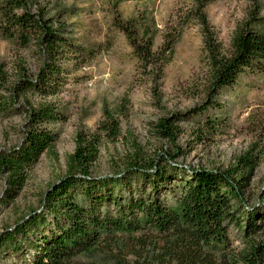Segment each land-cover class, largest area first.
Here are the masks:
<instances>
[{"label": "trees", "instance_id": "obj_1", "mask_svg": "<svg viewBox=\"0 0 264 264\" xmlns=\"http://www.w3.org/2000/svg\"><path fill=\"white\" fill-rule=\"evenodd\" d=\"M212 1L194 0L193 19L202 26L210 68L209 100L196 114L215 105L221 90L236 83L245 71L264 75L259 2L225 52L205 11ZM32 3L0 0V35L23 48L36 45L43 55L36 78L20 67L10 94L5 93L9 81L0 55V113L9 111L28 92L57 94L61 75L67 73L65 58H90L92 54L83 45L72 43L53 18L42 10L34 11ZM190 20L165 33L159 49L154 48L159 27L148 14L127 19L116 14L114 25L127 36L142 70L160 78ZM26 108L24 142L0 150V175L7 176L10 199L23 188L28 169L57 140L58 133L49 124L65 118L50 103ZM183 117L162 118L158 122L161 136L176 140ZM104 118L100 129L115 139L120 132L116 114L106 108ZM101 140L99 132L78 133L67 173L49 188L42 210L0 234V257L3 253L26 254L32 248V258L22 263L0 260V264H264V212L260 207L247 208L245 197L250 174L260 163L257 154L248 151L225 170H189L174 163V154L160 153L149 160L136 149L121 172L94 176L92 166ZM231 226L242 233L243 248L234 245Z\"/></svg>", "mask_w": 264, "mask_h": 264}, {"label": "rangeland", "instance_id": "obj_2", "mask_svg": "<svg viewBox=\"0 0 264 264\" xmlns=\"http://www.w3.org/2000/svg\"><path fill=\"white\" fill-rule=\"evenodd\" d=\"M257 2L264 30V0H214L206 7L211 28L225 52L237 29L250 20ZM194 6V0H33L34 11L42 10L53 18L72 43L83 45L92 54L90 58H65L67 73L61 75L57 94L28 92L17 98L13 108L0 113V150L24 142L29 104H53L65 116L49 124L58 138L28 169L27 180L13 199L7 197V176L0 175V234L42 210L49 188L67 173L68 157L75 151L81 131L99 132L102 138L92 166L94 176L121 172L136 149L149 160L160 153L174 154V163L189 170H225L253 151L260 163L250 174L246 205L264 212V75L245 71L236 83L221 90L215 105L196 114L209 100L210 68L202 26L193 19ZM142 13L154 18L159 27L155 49L161 47L165 33L191 18L184 23L172 60L160 78L142 70L127 36L114 25L116 14L127 19ZM0 55L9 81L6 94L21 66L34 78L43 67L38 46L23 48L1 35ZM106 108L117 116L120 132L115 139L99 127L107 119ZM175 114L184 117L178 122L177 139L171 141L161 136L158 122ZM230 230L234 245L243 248L242 233L235 226ZM33 253L32 248L26 254L3 253L0 260L22 263Z\"/></svg>", "mask_w": 264, "mask_h": 264}]
</instances>
